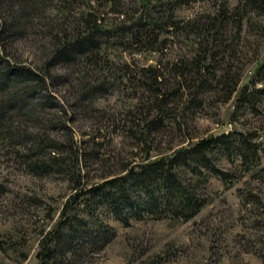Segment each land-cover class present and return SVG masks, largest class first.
<instances>
[{"label":"trees","instance_id":"trees-1","mask_svg":"<svg viewBox=\"0 0 264 264\" xmlns=\"http://www.w3.org/2000/svg\"><path fill=\"white\" fill-rule=\"evenodd\" d=\"M233 1L215 0L210 10L183 20L176 11L197 0H132L131 5L123 0H0V149L28 174H61L71 184L57 220L40 240L39 264H70L84 245L109 242L116 235L111 222L193 219L209 203L211 178L226 187L247 175L264 179L260 128H234L170 153L149 154L153 132L180 128L178 116L184 120L190 109L201 111L214 102L208 101L210 92L221 94L222 102L234 97L236 117L261 112L264 85L257 84L264 82V55L258 58V39L264 38V0ZM30 30L47 42L38 63L18 61L6 49ZM174 36L187 50L175 59L164 53ZM251 37L257 45L255 66L242 80L243 66L233 62L242 57L233 45H251ZM144 51L160 57L141 64L134 55ZM124 53L131 59L124 60ZM63 67L71 72L57 74ZM73 73H78L79 102L91 104L114 87L126 93L124 134L144 152L92 184L84 183L80 170L97 150L83 146L90 140L81 147L74 141L66 125L73 118L53 93L59 83L72 82ZM59 130L62 138L56 136ZM239 197L244 206L258 204L264 214L259 190L248 187ZM253 225L264 228V217Z\"/></svg>","mask_w":264,"mask_h":264},{"label":"rangeland","instance_id":"rangeland-1","mask_svg":"<svg viewBox=\"0 0 264 264\" xmlns=\"http://www.w3.org/2000/svg\"><path fill=\"white\" fill-rule=\"evenodd\" d=\"M131 1L123 0L127 5H131ZM229 2L234 4L233 0ZM214 3L215 0H197L192 7L181 8L176 14L186 20L198 12L210 10ZM38 28L43 30V27ZM29 32L26 37L12 40L6 49L19 58L18 61L38 63L47 42L36 31ZM253 40L251 37V45L248 41L233 45L237 58L242 57V61L233 60L243 66L242 80L248 79L255 66L253 58L257 45ZM258 44L261 51L258 58H261L264 38L258 39ZM169 45L164 50L169 58L175 59L187 52L175 36L171 37ZM134 56L144 65L156 63L160 57L149 51ZM123 59L131 57L124 53ZM56 72L69 73L71 70L63 67ZM77 74H72V82L56 85L53 93L56 104L67 111V117L73 118L66 125L74 141L81 147L82 141L90 140L83 146L87 150H97L92 159L86 160V166L82 162L80 170L84 183L92 184L105 175L118 172L123 164L139 160L144 152L124 134L127 122L122 116L124 108L130 104L126 93L114 87L91 104L79 102ZM263 85L264 82L257 84ZM206 96L208 101L214 102L201 111L190 109V116H185L184 120L178 116L180 128L173 125L153 132L150 156L170 153L201 137L234 128H260L264 140V105L260 106L259 114L245 112L236 117L233 115L234 97L222 102L218 98L222 95L217 92ZM61 134L64 132L59 130L56 136L61 137ZM4 152L0 149V264H39L40 240L57 220L63 202L71 193V184L61 174H28ZM260 163L264 166V151L260 154ZM248 187L259 190L264 202V179H252L247 175L226 187L218 179L211 178L206 190L209 203L193 219L186 222L151 219L133 221L128 226L111 222L116 229L115 237L96 248L84 245L79 257L72 259L70 264H264V228L253 225V220L262 219L264 214L258 204L244 206L239 197Z\"/></svg>","mask_w":264,"mask_h":264}]
</instances>
